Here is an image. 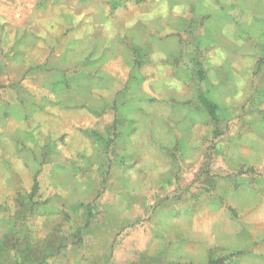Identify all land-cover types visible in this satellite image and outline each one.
<instances>
[{
    "label": "rangeland",
    "instance_id": "1",
    "mask_svg": "<svg viewBox=\"0 0 264 264\" xmlns=\"http://www.w3.org/2000/svg\"><path fill=\"white\" fill-rule=\"evenodd\" d=\"M0 264H264V0H0Z\"/></svg>",
    "mask_w": 264,
    "mask_h": 264
},
{
    "label": "crops",
    "instance_id": "2",
    "mask_svg": "<svg viewBox=\"0 0 264 264\" xmlns=\"http://www.w3.org/2000/svg\"><path fill=\"white\" fill-rule=\"evenodd\" d=\"M229 74V73H228ZM230 75H227L226 77H229Z\"/></svg>",
    "mask_w": 264,
    "mask_h": 264
}]
</instances>
